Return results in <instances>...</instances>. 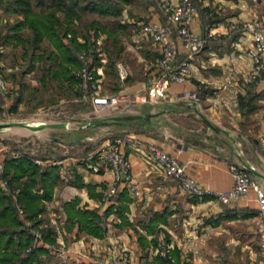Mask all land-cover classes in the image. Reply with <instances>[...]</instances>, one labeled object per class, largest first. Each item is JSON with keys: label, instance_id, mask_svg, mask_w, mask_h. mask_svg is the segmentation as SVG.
I'll return each instance as SVG.
<instances>
[{"label": "crops", "instance_id": "crops-1", "mask_svg": "<svg viewBox=\"0 0 264 264\" xmlns=\"http://www.w3.org/2000/svg\"><path fill=\"white\" fill-rule=\"evenodd\" d=\"M162 1L118 0L121 11L116 14H129L127 19L117 21V27L140 28L139 24L144 21L166 23ZM194 2L197 12L192 26L207 40L199 52L188 58L191 81H173L163 94L131 105L104 106L100 117L84 120L85 124L74 133L73 139L70 138L71 132L63 133L66 137H53L49 134L53 128L44 134L46 140L52 142L55 139L62 149L65 147V153L58 160L66 165V169L56 165L58 178L53 184V194L50 198H42L43 209L37 215L41 221L36 225H43L48 237L41 243L46 250L35 262L26 264H56L60 257L52 252L49 244L58 242L71 248L66 264H107L95 261L92 256L112 242L128 246L137 264H157L159 254L155 244L168 233V238L174 236L173 264H264V211L257 189L252 187L244 196L226 203L221 202L214 192L202 196L192 194L164 175L161 165L148 149V144L154 143L177 156L185 164L186 172L195 176L209 191L232 187L234 177L229 163L233 161L244 164L264 189V73L259 78L250 74L253 61L248 49L253 44V37L244 27L245 21L264 16V2ZM17 14L18 19L23 18L22 13ZM1 19L4 17L0 9ZM101 23L104 31L100 32L105 34V39L109 36L110 26L104 21ZM14 24L10 27L12 32L15 31ZM172 38L181 42L176 33ZM99 45L101 61L106 62L109 58L107 48ZM124 46L120 47L121 51ZM126 47L137 48L135 54L143 62L146 77H157L161 71V67L154 63V55L159 53L158 43L148 37V40L136 45L130 43ZM186 57L187 53L180 49L178 60ZM148 61L153 62L151 68L147 66ZM132 74L131 78L134 77ZM148 88L147 82L140 79L127 89L139 95L148 94ZM19 122L30 128L25 133L27 135L44 126L43 122ZM67 123L50 121L47 124L65 131ZM110 136L124 138V149L131 160L132 182L141 189V195H135L130 185L122 182L119 194L104 203L102 196L112 178V171L104 161L101 171H93L84 156L96 159L95 155L91 156L94 143ZM9 143L6 159L26 156L36 162L37 157L46 158L27 146L16 150L15 145L12 147V142ZM14 181L20 192L19 181ZM38 191L42 192L43 187ZM119 195L124 198L119 199ZM70 202H75V206L82 210L98 208L104 216L105 232L91 233L77 216H70L66 208ZM59 203L63 204L65 213L62 220L56 221L53 211ZM123 203L127 208L120 214L116 206ZM109 204H113L114 209L107 212ZM179 211L184 213L181 235L169 227ZM153 218L158 224L154 230H148L145 224Z\"/></svg>", "mask_w": 264, "mask_h": 264}, {"label": "rangeland", "instance_id": "rangeland-1", "mask_svg": "<svg viewBox=\"0 0 264 264\" xmlns=\"http://www.w3.org/2000/svg\"><path fill=\"white\" fill-rule=\"evenodd\" d=\"M67 1L71 2L72 0ZM89 1L91 0H78V4L79 6L85 5ZM112 1L113 4H117V7L119 6L118 0ZM11 2L12 0H0L1 14L2 17H4V20L1 19L0 21V70L10 86V90L7 93H0V100L5 102L3 109H0V123H2L0 125V137H3L8 143L11 141L12 147L15 145L16 150L27 146V149L35 151L41 157L45 156L46 158L43 157V163L48 164L49 162H47L46 159L50 158L58 160L60 155L65 153V147L62 149L60 143L55 139H52V142L46 140L44 134H46L47 130L53 128L50 130L49 134L53 137L56 136L60 138L66 137L63 136V133L69 134L71 132L72 135L70 138L72 137L71 139H73L74 133L80 129L82 124H85L84 120L86 118L95 120L97 117H100L99 115H101V112L105 110L103 108L104 106L97 107L93 101V96L85 93L80 88V80L76 72L79 71L84 64L93 67L96 75L99 77V88L101 92L105 94L114 95L121 91H130L127 89L128 86L132 82L140 79H144L147 82V86L150 88L156 77H146L143 62H141L138 55L135 54L136 51L138 52L137 48L126 47V45L130 43L136 45V43L140 41L148 40V37L150 36L141 34V26L140 28L139 26H135V29L133 27H117V21L123 18L127 19L129 12L117 15L116 13H102L98 9H86L83 12L81 19L74 17L72 22L73 26L81 34L79 38L84 40V33H88L91 36V39L96 38L98 43L101 40L102 42L99 44L112 51L111 54H113L112 56L116 60V65L111 66L108 61H101L98 64L94 63L90 65V62L94 61V55L87 53L86 50H81L78 54L85 53L87 59L82 58L84 63L79 67L72 66L71 69V73L78 78V81H68L64 76H53L48 70L49 67L53 66L54 68L58 66V61H55V58L50 57L51 51L54 50L55 47L49 39H44L39 43L37 42L36 44H33L32 41L27 40V38L32 35L31 29L27 25L21 30L25 40L18 41L14 37L11 39L4 38L6 33H13L10 27L19 17L17 12H13L12 9H7ZM5 7L6 9H4ZM47 8L49 7H46L45 9ZM58 13L61 17H64V13L61 10L58 11ZM137 17L145 18L144 15H137ZM93 20H98L100 23L102 21L108 23L110 29L115 31L116 34L111 36V34L106 31L109 36H107L105 40L103 38L105 34H101L100 32V30L102 32L104 30L97 28L95 26L96 23H92ZM141 35H143V37ZM67 37L65 38L66 40L68 39ZM98 43H96L97 47L95 48L97 51H99L100 48ZM122 46L124 47L121 51L120 47ZM106 54L108 55V52H106ZM99 55L101 56L100 53ZM104 55L105 53L103 51V56ZM148 56L150 57V55ZM156 56L157 53L154 55L155 64ZM119 63L125 65L127 69V75L125 77L120 73ZM152 63V61H148L147 66H150L151 68L153 65ZM131 73H133L132 75L134 76L132 78L130 77ZM146 93L147 92H144V94ZM146 95L149 97L148 94ZM9 100L13 102H9L10 104H8ZM16 102V106L12 107V104ZM136 102H121L113 106L109 105V107L118 108L123 104L131 105ZM19 121L33 124L43 122L44 126L43 128L36 129V132L33 134L27 135L25 133H28L30 128L25 123H20ZM50 121L69 122L67 123L68 128L64 131L59 126L50 127L49 124H47ZM28 137L31 138L27 139ZM34 138L36 140H34ZM18 139H22V141H18ZM26 139L27 141L25 142ZM100 143L101 142L99 141L95 142L94 147L96 148ZM71 151L73 152V150ZM74 151H76V149H74ZM72 152H68V154H71ZM56 165L66 169V165L60 164V162ZM183 215V211H179L169 223V227L173 229L174 232H178V235H181L184 228ZM188 226H190V224ZM168 235H170V233L165 235V237L156 243L155 246L157 247L160 243H170L174 247V236L168 238ZM158 254L168 257L172 261L175 260L171 253L170 255H164L161 252H158Z\"/></svg>", "mask_w": 264, "mask_h": 264}, {"label": "built area", "instance_id": "built-area-1", "mask_svg": "<svg viewBox=\"0 0 264 264\" xmlns=\"http://www.w3.org/2000/svg\"><path fill=\"white\" fill-rule=\"evenodd\" d=\"M264 2V0H262ZM161 7L167 18V22L144 21L141 23L142 33L150 36L159 44V53L155 57L158 67H161L160 73L154 79L149 88L150 96H158L166 92L173 81H191V68L189 57L199 52L206 43V37L198 33L192 26L197 12V6L194 0H163ZM244 27L248 29L253 37V44L248 52L253 61L251 76L259 78L264 73V16L261 18H252L244 22ZM176 33L180 39L172 38ZM183 49L187 53L186 58L178 60V52ZM83 59H87L85 53H81ZM120 73L123 77L127 75L125 65L119 63ZM79 77V86L85 92L93 96L95 105L113 106L118 103L136 102L147 98L144 93L134 94L130 91H121L114 95L102 93L100 90L99 77L94 68L84 64L76 72ZM0 90L7 93L10 86L2 71L0 70ZM125 140L121 136L107 137L94 150L93 155L96 159H90V156L84 157L86 164L95 172L102 169L103 161L112 171V178L103 193L102 201L109 203L110 200L119 191L120 183L127 182L135 195H141V189L132 182L131 160L124 149ZM10 144L3 137H0V186L6 193L14 198H18L19 187L12 180L11 175L6 172V155ZM154 159L161 165L164 175L171 180L177 181L188 192L202 196L206 192H214L215 196L222 202H230L244 196L252 187L257 189L260 195L262 208L264 211V189L259 181L253 177L249 169L241 162L233 161L229 163L230 171L234 177V183L230 189L223 191H209L204 188L200 181L186 172V166L177 156L171 154L164 148L154 143L148 144ZM18 154V152H17ZM36 162L43 163L44 160L37 157ZM49 165H56L60 161L55 159H46ZM20 214L25 216V208L18 203ZM64 206L62 203L57 205L53 211L55 220L64 218ZM32 224L34 241L25 251H30L35 245L45 242V233L43 225L33 224L31 219L27 220ZM50 249L60 257L56 264H66L69 259L71 248L62 243L49 244ZM172 244L160 243L156 247V252L164 255H170ZM102 253H105L102 254ZM97 262H106L107 264H137L135 256L128 246L120 242H112L106 245L101 252H96L92 256Z\"/></svg>", "mask_w": 264, "mask_h": 264}, {"label": "trees", "instance_id": "trees-1", "mask_svg": "<svg viewBox=\"0 0 264 264\" xmlns=\"http://www.w3.org/2000/svg\"><path fill=\"white\" fill-rule=\"evenodd\" d=\"M35 2V3H34ZM117 4H113L112 0H91L85 5L79 6L78 0H12L7 9H12L13 12L22 13L23 18L18 19L14 24L15 31L6 33L4 38L23 41L21 35V26L27 25L32 32V35L27 40L33 44L39 43L44 39H49L55 47L51 51L50 57L58 61L57 67H49V72L53 76H64L68 81H78V78L71 73L72 66H81L84 61L78 54L81 50H86L87 53L94 55V61L90 65L101 62L99 51L95 48L98 43L96 38L91 39L88 33H84V40H81L79 31L73 26V18H82L83 12L86 9H98L102 13H118L121 11ZM46 7H49L45 9ZM53 7V8H52ZM40 8V9H38ZM64 13V17L58 11ZM167 20V18H166ZM95 26L103 29L104 25L98 20H93ZM116 30V29H115ZM70 32V33H69ZM111 36L116 34L112 29H108ZM68 36V37H67ZM68 38L67 40L65 38ZM37 46V45H36ZM56 50V51H55ZM108 62L109 65H116V60L112 56V51L109 49ZM0 93H3L0 90ZM4 103L0 100V109H3ZM17 102L12 104L16 106ZM6 172L11 174L12 180L17 179L21 186V191L18 198L10 196L0 186V264H26L35 262L46 248L43 244L35 245L30 251H25L26 248L33 243L34 233L32 224L27 220L31 219L33 224H37L41 219L37 218L38 213L43 209L42 198H50L53 194V184L58 178L56 165L42 167L32 158L26 156H9L6 159ZM26 176L24 179L22 177ZM43 187V191H38ZM119 194V191L117 192ZM116 194V195H117ZM126 194V193H125ZM119 195V199H123ZM18 203H21L26 215L20 214ZM70 216H77L78 220L91 233L103 234L105 225L103 223L104 216L99 213L98 208L80 209L75 206V202H70L66 205ZM127 208L125 203L116 206V210L123 214ZM114 209L113 204H109L107 212ZM157 219L153 218L146 223L148 230H154L157 226ZM45 233L46 230L44 229ZM47 239L48 237L45 236ZM157 241V239H154ZM157 264H173L170 258L162 255H157Z\"/></svg>", "mask_w": 264, "mask_h": 264}, {"label": "water", "instance_id": "water-1", "mask_svg": "<svg viewBox=\"0 0 264 264\" xmlns=\"http://www.w3.org/2000/svg\"><path fill=\"white\" fill-rule=\"evenodd\" d=\"M2 123H0V125H1ZM32 127H35V125H31Z\"/></svg>", "mask_w": 264, "mask_h": 264}]
</instances>
